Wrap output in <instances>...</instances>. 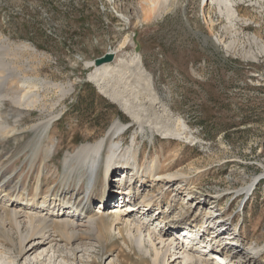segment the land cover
Here are the masks:
<instances>
[{
	"label": "rangeland",
	"instance_id": "374dc122",
	"mask_svg": "<svg viewBox=\"0 0 264 264\" xmlns=\"http://www.w3.org/2000/svg\"><path fill=\"white\" fill-rule=\"evenodd\" d=\"M229 1L230 17L203 0H180L143 22L144 0H0V63L16 70L7 81L14 87L30 78L41 98L25 111L19 123L23 133L0 142V172L10 164L14 168L6 170L1 186L6 182L7 189L28 198L39 183L40 198L50 200L52 190H63L67 201L86 202L92 212L105 210L111 192L108 213H129L147 229L169 231L175 239L176 226L186 225L193 243L201 235L197 225L211 215L224 224L220 238L235 237L239 244L231 248L253 256L247 248L264 245V4L247 0L236 10L242 0ZM108 51L115 53L113 61L94 66ZM42 107L54 115L52 121L46 129L29 130L26 125L39 120ZM114 124L117 134L111 131ZM97 141L103 149L93 180L82 171L72 174L79 185L68 183L61 177L64 157ZM114 145L117 154L129 150L128 158L113 156ZM106 159L113 165L136 159L147 172L155 160L158 168L183 175L170 182L146 177L133 196H124L138 173L128 162L124 174L118 169L109 176L118 178L109 187ZM143 195L151 199L148 211L140 203ZM130 208L136 209L124 212ZM188 238L181 243L188 252L176 254L170 246L169 264L192 258ZM55 239L21 256L1 243L0 264H152L147 254H132L121 238L102 253L87 236L73 243L80 250L77 259L66 260L71 252ZM161 240L153 241L159 249ZM220 242L215 241L222 247ZM200 245L194 247L201 250ZM119 247L131 258L124 252L118 256ZM205 249V257L213 255L214 249ZM255 263L264 264V249Z\"/></svg>",
	"mask_w": 264,
	"mask_h": 264
},
{
	"label": "bare ground",
	"instance_id": "6f19581e",
	"mask_svg": "<svg viewBox=\"0 0 264 264\" xmlns=\"http://www.w3.org/2000/svg\"><path fill=\"white\" fill-rule=\"evenodd\" d=\"M244 1L247 0H242L236 4L234 6L235 9L237 10V7L240 4H243ZM229 2V0H203V3L206 4V6H211L214 4L219 10L225 11L227 17L232 15L231 4ZM144 3L145 6L143 7V15L141 20L143 22H149L154 17H158V15L161 16L164 12L179 6L180 0H144ZM262 4H264V0ZM247 28L249 27L247 26ZM15 72V68L9 63H7V65L3 62L2 64L0 63V142L3 139L7 140V138L11 136L16 137L20 133H23L22 131L24 128L22 130L19 129V123L24 121L23 118L25 117V111L35 109L41 99L38 95V92H36L37 89L35 87L37 86L30 78H22V81L19 79L21 83H19L20 81L18 80L17 83L14 84L15 88L12 87L13 84L9 83L7 79L9 78L8 76L14 75ZM40 112L42 116L39 118V122L36 121L30 125H26L29 130L31 129L34 132H38V130L46 129L50 121H52L51 119L54 117V115H52L50 111H47L45 107H42ZM13 115L15 116L12 120L11 118ZM140 128L142 129L143 127ZM118 129L119 125L114 124L111 131L113 134H117L116 132ZM47 137L51 138L53 136L48 135ZM111 147L113 156L128 158L127 156L129 150H126V152L123 154H117V152L115 153L114 151V149L116 150L115 145ZM102 149L103 142L97 141L92 144L85 143L73 153L67 155L65 154L66 156L63 159L64 171L61 174V177H64L68 183H76L79 185L80 181L74 180L72 174L83 171L84 173L87 172L89 175L91 174L88 178V181H92L98 170V164L100 162L99 153L102 151ZM37 155V153H34V157ZM133 155H136V153L131 154V156ZM53 156L55 155L53 154L50 157L48 156V161H52ZM6 158L8 159L10 157L8 156L5 157V159ZM5 159L3 161L7 160ZM131 161L132 162L125 160L124 162L114 163L113 165L112 161L107 162L106 159L107 168L105 169V172L107 174H105L107 175V178L112 176L114 172L117 173L118 169L121 171L120 174H124V169L128 170V168H130L128 167L129 165H127L129 164L128 162L133 164L135 173H138L136 175V177H138L136 180L137 182L129 184V187L125 189L126 191L124 196L138 190L141 187L138 185V183H143L146 177L157 182L163 180L170 182L173 178L183 175V173L180 171H176L175 173L171 172V168L169 169L168 166L166 167L168 169L165 170L158 168L155 164V160L151 161L148 172L141 171L140 167H137L138 164L135 162L136 159ZM36 163L37 162H35L34 165ZM9 167H12V170H14L11 164L6 166L0 172V179L8 174L6 173V170ZM110 169L112 170L111 174L109 175L108 172ZM68 174L70 177L68 176L66 178L65 176ZM116 178L110 177V182L112 179ZM132 178L134 177H130V180H132ZM105 185L108 186V183ZM39 187L40 186L38 183L34 190L35 193L38 191ZM3 191L9 193L2 194ZM35 193L32 194L31 197L24 198L22 194L16 193L10 188L7 189L6 182H4L2 186L0 184V244L2 243L4 245L8 243L10 246H12V249L18 256H21L24 253L33 252L38 247H41L46 243H53L56 240L55 236L59 237L60 240H63L64 246L67 247V249H69L71 252L70 257L67 255L64 256V259L66 260L77 259L76 254L80 250L73 248V243L75 241H80L83 236H87L89 239L95 240L97 245L101 248V250H103L102 253L111 250L114 246H117L118 238H121L126 243L130 251L133 252L132 254H135L136 252L141 253V256L147 254L146 256H148V260L152 264H169L168 256L170 254L171 245L174 249H176V254L188 252L183 248V245L179 240L177 241L174 237H172L170 234L171 232L169 233V231L155 233L153 230L147 229L145 222L138 219L137 217L131 218V216H128L129 213H127L128 215L123 214V211L121 212L116 210L110 211V213H108L107 209L114 205L112 204L113 201L109 200V197L108 199H104V211L96 210L92 212L86 202L83 203L80 201L77 204H74L70 201H67L65 199L66 192L63 193V190H52L51 195H53V197L50 200H47L45 195L40 198V195H35ZM109 194H111V192H108V194L106 193L107 196ZM133 195L134 193L132 196ZM146 197L148 196H141L140 203L147 209L146 211H148L151 207V199L148 200ZM129 199H131V197ZM137 205V203H134V206L139 209L141 206ZM135 209L136 208H130L124 212H132ZM162 220L164 221L165 219L163 218ZM219 221L221 220L215 219V217L208 215L207 217L205 216V225H197V230L201 234L200 236L197 235L198 241L193 243L191 241H193L195 237L193 239L188 238L189 240L186 241V244L188 249H190V243H192L194 246H196V244L198 246V243H202V245H200L201 250L191 246L192 250H190V254L192 253L193 255H191L192 258L189 259V261L187 260L188 262L186 261L185 264H256L255 258L264 249V245L261 247L249 246L247 248L249 251L246 250V252L252 253L253 256L247 257L243 255L244 252L242 253L241 249L234 250L231 248L232 245L238 246L239 244V240L235 239V237H226L229 241H226V238L224 237L220 238L221 233L219 232L221 230L218 232V229L223 228L224 224ZM116 226H118L117 237L113 233ZM159 236L162 238V246L160 249L157 248L153 242ZM190 236L193 237L195 235L191 233ZM213 238L216 239L212 240ZM217 239H221L220 243L222 247L215 243ZM144 240H147L150 244L151 252L145 246ZM79 244L84 245L81 242ZM207 247L214 249L213 255L208 258L205 257V254H203L206 252L205 248ZM118 252V256L124 252L123 254H125L126 257L131 258L130 254L123 250L122 247ZM218 253L222 257L217 255ZM179 257L180 256H176L175 258ZM218 259L223 263H219ZM80 261L83 264L95 263V261L92 260Z\"/></svg>",
	"mask_w": 264,
	"mask_h": 264
},
{
	"label": "water",
	"instance_id": "95a60500",
	"mask_svg": "<svg viewBox=\"0 0 264 264\" xmlns=\"http://www.w3.org/2000/svg\"><path fill=\"white\" fill-rule=\"evenodd\" d=\"M115 56V53L113 51H108L101 55L100 57H97L93 60V65L96 67H99L103 64L110 63L113 61Z\"/></svg>",
	"mask_w": 264,
	"mask_h": 264
},
{
	"label": "trees",
	"instance_id": "16d2710c",
	"mask_svg": "<svg viewBox=\"0 0 264 264\" xmlns=\"http://www.w3.org/2000/svg\"><path fill=\"white\" fill-rule=\"evenodd\" d=\"M201 120V119H200ZM202 122H204L205 120H201ZM207 128V127H206ZM205 134L207 135V136H209L210 135V131L209 130H206L205 131Z\"/></svg>",
	"mask_w": 264,
	"mask_h": 264
}]
</instances>
